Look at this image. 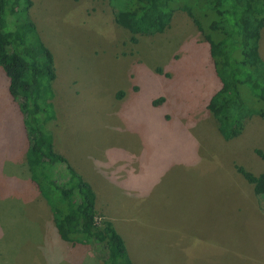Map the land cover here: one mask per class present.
<instances>
[{
	"label": "rangeland",
	"instance_id": "obj_1",
	"mask_svg": "<svg viewBox=\"0 0 264 264\" xmlns=\"http://www.w3.org/2000/svg\"><path fill=\"white\" fill-rule=\"evenodd\" d=\"M32 2L7 20L33 41L29 17L53 54L47 139L92 184L97 220L112 222L133 264H264V211L236 169L264 170V116L230 140L217 130L207 104L220 80L187 13L133 43L109 0ZM4 75L0 65V264H105L93 245L62 239L34 182L31 192L23 115ZM240 92L264 109L247 84Z\"/></svg>",
	"mask_w": 264,
	"mask_h": 264
},
{
	"label": "trees",
	"instance_id": "obj_2",
	"mask_svg": "<svg viewBox=\"0 0 264 264\" xmlns=\"http://www.w3.org/2000/svg\"><path fill=\"white\" fill-rule=\"evenodd\" d=\"M109 2L116 22L131 33L133 43L138 41L139 34L165 31L177 10L186 12L193 20L210 42L220 87L211 95L207 109L212 112L217 130L225 139L241 133L245 118L255 114L264 116L263 108L247 107L240 92V85L247 84L256 97L264 100V59L258 54L264 0ZM32 3V0H0V65L9 76V93L23 115L28 140L25 158L31 178L48 203L62 239L93 245L106 253L102 256L105 264H133L112 222L97 220L96 193L92 184L66 156L56 153L47 139L44 124L53 118L48 107L53 93L52 81L56 77L52 69L53 54L46 50L29 17L33 41L22 29H10L7 20L8 13L22 8L27 11ZM210 18L208 30H205ZM162 99L157 98L154 103L157 105ZM255 152L264 159L263 149L256 148ZM236 169L253 185L264 211V170L256 174L240 164Z\"/></svg>",
	"mask_w": 264,
	"mask_h": 264
},
{
	"label": "crops",
	"instance_id": "obj_3",
	"mask_svg": "<svg viewBox=\"0 0 264 264\" xmlns=\"http://www.w3.org/2000/svg\"><path fill=\"white\" fill-rule=\"evenodd\" d=\"M5 71V70H4ZM4 78H5V82H6V80L8 81V84H9V76L7 75V73L5 72V75H4ZM5 94H6V96L8 97V101H9V103L11 104V105H13V98L11 97V95H10V93H9V90H8V92H4ZM14 103H16L15 101H14ZM15 108L17 109V113H18V111H19V109H18V104L16 103V105H15ZM23 124V123H22ZM23 126H24V124H23ZM25 128V127H24ZM27 150V149H26ZM25 155H26V151H25V153H24V158H23V160H24V162L26 161V158H25ZM28 171V170H27ZM30 171V170H29ZM31 174V173H30ZM27 175V174H26ZM31 177V176H30ZM29 177V175L27 176V178L29 179V181H30V184H31V192H33V195H34V197L36 196L35 195V193H34V186H33V180H32V178H30ZM34 184H35V182H34ZM36 185V184H35ZM37 186V185H36ZM42 195V194H41ZM43 197V196H42ZM44 198V197H43ZM44 201H46L45 199H43ZM47 208H48V210H49V212L51 211L50 210V207L49 206H47ZM52 213V212H51ZM53 216V215H52ZM54 219V218H53ZM54 223V225H55V222H53ZM55 227H56V225H55ZM56 230H57V232H58V229H57V227H56Z\"/></svg>",
	"mask_w": 264,
	"mask_h": 264
}]
</instances>
